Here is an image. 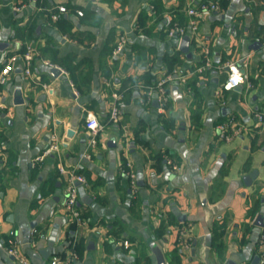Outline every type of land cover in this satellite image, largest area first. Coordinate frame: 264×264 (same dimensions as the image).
<instances>
[{
	"label": "crops",
	"instance_id": "crops-1",
	"mask_svg": "<svg viewBox=\"0 0 264 264\" xmlns=\"http://www.w3.org/2000/svg\"><path fill=\"white\" fill-rule=\"evenodd\" d=\"M226 1L221 11L198 14L199 31L191 37L188 57L167 30L189 20V0H47L40 5L0 0V42L8 43L0 50V71L15 57L14 70L0 84V133L6 143L0 150V264H17L5 239L11 230L31 264H48L53 255L65 258L73 248L77 264H258L261 227L255 221L264 214V119L256 114H264V0ZM60 5L67 12H59ZM54 7L52 20L46 11ZM62 14L71 20L73 36L55 25ZM32 23L35 32L29 29ZM122 35L126 42L115 55ZM255 41L262 46L252 47ZM29 43L39 53L40 46L51 45L63 64L38 54L32 74L26 75L21 52ZM207 55L213 66L189 75ZM242 58L244 82L217 94L228 76L219 67ZM171 59L172 70L188 78L168 83L169 102L162 113L146 103L145 87L169 72ZM47 64L61 67L66 77H55ZM195 77L201 82L192 88ZM113 92L123 94L119 119L106 125L86 157L87 113L108 122ZM230 117L243 130L223 140L216 126ZM113 140L116 147L109 145ZM53 143L59 149L34 166V157ZM124 161L135 170L136 190L123 171ZM60 165L76 168L86 179L77 185L78 207L89 214L85 225L64 210ZM254 169L258 176L247 186L243 177ZM55 172L59 181L53 192L47 183ZM174 207L186 215L184 221ZM32 221L37 224L32 241L34 229L39 230L35 245L23 242V229ZM55 224L54 245L44 259L39 250L48 247ZM179 227H187L184 237ZM123 240L130 241L129 248ZM108 241L114 243L110 252Z\"/></svg>",
	"mask_w": 264,
	"mask_h": 264
},
{
	"label": "built area",
	"instance_id": "built-area-1",
	"mask_svg": "<svg viewBox=\"0 0 264 264\" xmlns=\"http://www.w3.org/2000/svg\"><path fill=\"white\" fill-rule=\"evenodd\" d=\"M16 10L22 8V4H14ZM223 9L220 0H189V5L187 8V14L189 20L186 23H173L167 30L168 36L175 38L178 48L180 47L182 38L184 35L188 34L190 37L196 36L199 31V22L197 16L199 13H212L218 12ZM58 11L61 13L67 12V8L63 5L58 6ZM80 15L83 14L82 10L77 11ZM52 20L57 18V13L53 12L51 15ZM126 42V36L122 35L119 37L115 48L113 49V54H118L124 47ZM39 54L38 49H36L31 43L26 45L25 51L21 54L25 61L24 72L26 75L30 76L32 74V63L33 59ZM14 58H11L1 69L0 71V84L5 83L9 74L14 70ZM244 60L237 59L226 62L221 65L219 68L225 69L228 67V76L225 83L219 88L216 93L220 94L226 89H230L238 84L244 82L245 76L242 72ZM213 66L211 58L207 55L204 58V61L201 66H199L195 71L190 72L189 75L194 72H203L204 70ZM188 74L179 73L177 70H172L160 78H158L154 83L146 85L145 95L146 103H151L155 95L159 102V110L163 113L166 110L167 103L169 102V94L167 85L173 80H178L180 82H186ZM251 86V84H250ZM77 94V93H76ZM123 97L122 93L113 92L112 93V106L108 113V122H103L95 114L88 112L85 121V127L88 133V140L86 143V148L83 153L84 156L89 157L90 153L97 146L98 140L102 132L105 130L106 125L110 122H117L120 115V100ZM0 107L2 103L0 101ZM257 118L261 121L264 119L263 113H257ZM218 136L223 140H228L232 136L240 134L243 130L242 126L236 121L235 117H230L225 121H222L216 126ZM5 141L2 138L0 133V150L5 146ZM59 149L58 144H51L46 148L42 153L36 155L33 159V165H41L45 158L52 152H55ZM168 163L172 170H177L179 165L173 163L170 159ZM123 171L129 177L130 185L133 190H136L137 187V177L135 170L133 169L132 163L127 162L126 167L123 168ZM59 172L65 176V201L63 204L64 210L66 213L79 224H87V219L83 217L80 208L78 207V187L76 182L81 183L85 182V177L80 174L76 168H68L64 165H60ZM187 227H179L178 231L182 237L186 235ZM36 233L37 230L34 229ZM9 246V252L14 256L17 264H31L28 256L23 253L20 245V239L15 230H11L6 239ZM38 240L34 239L32 243L35 245ZM122 245L125 248L130 247L129 240H123ZM183 247L188 248V242H183ZM77 251L73 248L70 250L67 257L62 258L59 255H53L48 261V264H77ZM258 264H264V225L261 227L260 237H259V261Z\"/></svg>",
	"mask_w": 264,
	"mask_h": 264
},
{
	"label": "water",
	"instance_id": "water-1",
	"mask_svg": "<svg viewBox=\"0 0 264 264\" xmlns=\"http://www.w3.org/2000/svg\"><path fill=\"white\" fill-rule=\"evenodd\" d=\"M190 43H191V37L190 35L186 34L183 36L182 38V41H181V44H180V50L185 53L188 57L191 56V51H190ZM262 42H259V41H255L251 46L256 48L257 46H262ZM8 46V43L6 42H0V50H3L4 48H6ZM45 69L49 72H51L55 77H63L65 78L66 76L63 75V70L61 67H59L58 65H53V64H47L45 65ZM226 71H228V67L225 68ZM20 72H22V70H20ZM77 94L75 93L74 94V97L77 99ZM152 104L156 107H159V102H158V99H157V95H155L153 97V100H152ZM229 111L228 108L224 107L222 109V112L223 114H226L227 112ZM73 131L72 129L69 130V134H72ZM109 145L112 146V147H116L117 146V142L115 140L109 142ZM115 166V165H113ZM258 169H254L252 172H250L248 175H245L243 177V180H244V183L245 185L249 186L252 184L253 180L258 176ZM77 185L81 184V182L77 181L76 182ZM143 184V181L142 180H139L138 181V185H142ZM60 185V183H59ZM57 198V196H56ZM173 211L176 213V215L178 216V219L180 221H184L186 219V215L181 213L179 211V209H177L176 207L173 208ZM255 224L262 227L264 225V214L261 213L258 215L256 221H255ZM36 221H32L30 223V225L28 227H25L23 229V232H24V236H23V242L24 243H28V242H32V239L30 237L31 235V230L33 228L36 227ZM59 228V225L58 224H55V231H53L52 233V237L49 239V242H48V247L47 248H43V249H40L39 250V253L41 254V256L44 258V259H48L50 254H51V247H53L54 245V237L56 236L57 234V229ZM158 258L161 262H164V257L159 254L158 255ZM259 261V258H257V262ZM132 264V263H131Z\"/></svg>",
	"mask_w": 264,
	"mask_h": 264
},
{
	"label": "trees",
	"instance_id": "trees-1",
	"mask_svg": "<svg viewBox=\"0 0 264 264\" xmlns=\"http://www.w3.org/2000/svg\"><path fill=\"white\" fill-rule=\"evenodd\" d=\"M18 1H19L18 3H23V2H28L29 0H18ZM46 1L47 0H35L36 4H39V5L41 3L46 2ZM220 1H221V4H222L223 7L228 6V3H227L226 0H220ZM54 11H56V8L55 7L54 8H48V10L46 12H47V14L49 13V17H51L50 15H52V13ZM70 24H72L71 20L68 17H65V15H63V14L61 15L60 19H58V21L55 22V25L57 27H59V29L61 30V32L68 33V34H71L73 36L74 34H72V32L70 31V29H68V25H70ZM29 27H30L29 29L31 31L33 30V32H35L36 31V28H37V24H35V23H32L31 25L29 24ZM24 49H25V45H24L23 51L21 53H23L25 51ZM39 50H40V53H39L40 56H42V57H48L50 59V62L58 63L60 65L63 64L62 63L63 60L60 57L57 56L56 49L54 47H52L51 45H47V46H44V47L43 46L42 47L40 46ZM35 59H36V57L33 59V61ZM174 64H175V61L171 59L170 63L167 64V68H168L169 71H171L173 69ZM106 76L107 77L110 76V73H109L108 70H107ZM200 82H201V78L200 77H195L193 79V81L191 82L190 86L192 88H195V86L196 85H199ZM144 99H146V95H144ZM167 123L165 122L164 124L168 126ZM2 138H3V136H2ZM126 163H127L126 161L123 162V164H122V167L123 168L126 167ZM35 171H37V168H35ZM58 181H59L58 174L55 172L49 178L48 183H47L50 186V189H51L50 191H53L54 192L56 190V184H57ZM61 182L64 185V181L62 180ZM82 215H83V217L87 218L89 214L88 213H83ZM36 230H37V232L35 233V237L34 238L37 240V239H39V230L37 228H36ZM156 235H159V234H156ZM5 239H7L6 236H5ZM113 244H114L113 241H108L107 242V251L108 252L111 251L112 247L114 246Z\"/></svg>",
	"mask_w": 264,
	"mask_h": 264
}]
</instances>
